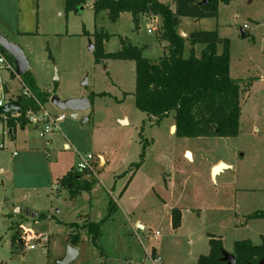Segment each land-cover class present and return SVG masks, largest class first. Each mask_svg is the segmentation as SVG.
I'll return each mask as SVG.
<instances>
[{"label":"rangeland","instance_id":"374dc122","mask_svg":"<svg viewBox=\"0 0 264 264\" xmlns=\"http://www.w3.org/2000/svg\"><path fill=\"white\" fill-rule=\"evenodd\" d=\"M94 1L75 12L66 10V0H0V35L23 49L37 85L62 99L106 93L93 96L76 117L47 102L52 114L66 115L47 135L50 142L40 127L17 125L11 133L0 120L6 131L0 132V264H58L69 244L68 224H85L80 214L104 220L102 235L95 244L82 229L79 255L70 264H197L210 251L211 237L231 253L237 240L264 243V218L249 217L264 210V0L220 2L217 16L181 18L186 36L217 30L228 38L230 76L252 80L241 96L238 135L208 137H179L170 132L174 113L156 121L137 108L134 60L95 59L96 30L111 34L106 52L119 50L123 38L157 59L167 48L159 39L162 18L141 16L138 27L129 12L117 21L106 11L96 18ZM160 1L174 7V0ZM203 47L197 44L196 52ZM0 79L6 104L22 82L5 66ZM89 153L98 178L90 190L71 196L60 179ZM100 155L107 163L99 171ZM219 159L231 167L213 179L211 165ZM111 203L117 209L108 216ZM175 208L178 228L172 225Z\"/></svg>","mask_w":264,"mask_h":264},{"label":"trees","instance_id":"16d2710c","mask_svg":"<svg viewBox=\"0 0 264 264\" xmlns=\"http://www.w3.org/2000/svg\"><path fill=\"white\" fill-rule=\"evenodd\" d=\"M230 1L232 0H210L202 4L201 0H174L172 7L160 0H95L93 9L96 18L106 11L111 21H117L122 13L129 12L138 27L141 16L161 17L163 27L159 39L167 43L166 52L157 59L144 56L142 47L123 38L119 50L106 52L104 44L111 34L96 30L93 34L95 59L134 60V96L137 108L145 112L150 120L156 121L174 113L177 136H236L240 127L241 96L244 91L249 90L252 80L244 82L230 76V40L221 37L217 30H194L186 37L179 32L182 17H214L218 15L219 3ZM84 4L85 0H66L65 8L67 11L77 12ZM85 33L89 34L86 30ZM187 41L188 55L185 51ZM197 44L204 45L199 54L195 50ZM1 49L6 52L2 47ZM21 78L36 94L38 101L20 94L17 97L21 104V113L18 116L0 112V120L8 124L10 132L17 125H26V112L30 109L38 110L40 103L46 104L51 97L49 91L37 85L30 70ZM93 96H90L91 101ZM147 143L148 141L143 145L140 161L134 164L135 170L143 162ZM83 175L82 171H69L60 179V183L69 188L71 196H76L82 190H90L96 182V179ZM115 210L116 205L111 203L108 216ZM249 217L264 218V210L256 211ZM103 222L104 220L95 222L88 219H85L84 225H80L79 221L70 222L69 243L78 246L81 241L80 231L86 228L92 242L97 244L102 235ZM180 223L181 213L174 209L172 225L178 228ZM210 245L209 254L201 255L197 264H225L220 259L224 249L222 239L211 237ZM232 253L236 256V264H255L264 255V243L255 244L250 239L237 240Z\"/></svg>","mask_w":264,"mask_h":264},{"label":"water","instance_id":"95a60500","mask_svg":"<svg viewBox=\"0 0 264 264\" xmlns=\"http://www.w3.org/2000/svg\"><path fill=\"white\" fill-rule=\"evenodd\" d=\"M210 0H201L202 4L208 3ZM83 8V6L81 7ZM180 35L186 37L187 33H185L182 29L179 30ZM244 35V34H243ZM0 47H2L7 53H9L15 64L16 74L18 76H22L27 71L30 70V64L27 60L25 52L23 49L17 45L16 43L12 42L11 40L7 39L6 37L0 35ZM93 49V45L91 46ZM50 102L59 109L62 110H70L71 115L73 117L77 116V113L81 110L85 111L90 108L89 100L86 97H72L68 99L60 98L56 93L50 97ZM0 112L3 113H12V112H21V104L19 101H9L8 103L0 106ZM84 119L83 122H85ZM176 129V126H174ZM230 166L222 161L217 163L212 169V177L213 179L216 175L222 171L224 168H229ZM37 216V213H34ZM22 243V239L20 240ZM79 255V247L69 243L66 247L64 256L60 258L57 263L58 264H70L76 257ZM225 264H236V256L226 251L225 249L222 250V256L220 258ZM255 264H264V255L260 258V260Z\"/></svg>","mask_w":264,"mask_h":264},{"label":"built area","instance_id":"2783aa9c","mask_svg":"<svg viewBox=\"0 0 264 264\" xmlns=\"http://www.w3.org/2000/svg\"><path fill=\"white\" fill-rule=\"evenodd\" d=\"M151 31V30H150ZM7 67L11 70L13 74H16V68L14 61L11 60V58L8 56L6 52H4L0 47V67ZM17 75V74H16ZM21 78L20 76H18ZM22 82V91L21 94L23 96L32 98L36 101H38V98L36 94L32 91V89L23 81ZM2 80L0 79V85L2 84ZM4 105V101L0 100V106ZM15 114L14 116H18L20 113L18 112H12ZM27 121L30 125L33 127H40L39 133L42 137H45L48 142L50 140L47 138V135L51 132H53L55 129H60L59 123L65 120L66 115H54L50 111L46 109V106L42 103H40V108L38 110H28L26 112ZM6 123V122H5ZM0 132L5 134V128L0 127ZM16 154V152H14ZM95 157L91 153L87 154L86 156H81L80 160L78 162L77 168L79 171L84 172L89 178H98L97 170L95 167ZM159 236V233H155L153 238H157ZM30 248H33V245L30 246ZM159 258H154V262H158Z\"/></svg>","mask_w":264,"mask_h":264},{"label":"crops","instance_id":"0c3cea01","mask_svg":"<svg viewBox=\"0 0 264 264\" xmlns=\"http://www.w3.org/2000/svg\"><path fill=\"white\" fill-rule=\"evenodd\" d=\"M121 16V15H120ZM120 18V17H119ZM181 25V24H180ZM193 31V30H192ZM1 33V32H0ZM188 33H190V32H188ZM162 43V46H164V48H165V46L167 47V43H165L164 41L163 42H161ZM165 51L167 50L166 48L164 49ZM197 53V52H196ZM164 54V53H163ZM162 55V54H161ZM160 55V56H161ZM21 77V76H20ZM20 79V81H21V78H19ZM57 91V90H56ZM21 94V92L17 95V97L19 96ZM17 97L14 99V100H17ZM88 99V98H87ZM14 100H11V101H14ZM89 100V103H90V106H91V100L90 99H88ZM18 101V100H17ZM49 101H50V99H49ZM93 101V100H92ZM45 106H46V104H44ZM88 110V109H87ZM66 119V118H65ZM86 119V121H89L87 118H85ZM85 121V122H86ZM120 121H126L127 122V120H126V118L125 119H120ZM174 123H175V120L173 121ZM171 123L170 124V132H172L173 130H172V127H174L175 126V124L174 123ZM29 123H27V125H28ZM30 125V124H29ZM32 126V125H31ZM176 130V129H175ZM12 133V132H11ZM175 133V132H174ZM50 141H51V139H50ZM66 146H67V144H66ZM187 152H190L191 154H192V158L190 159V160H192L193 159V153H192V151L190 150V149H188V148H186L185 149V151H184V154L185 155H187ZM14 154V153H13ZM17 154V153H16ZM16 154H14V155H16ZM189 159V158H188ZM96 161L98 162V170L100 171V167H103V166H105L106 165V163H107V160L105 159V157L103 156V155H100L99 157H98V159H96ZM220 161H222V162H224L223 160H221V159H219V160H217L216 162H214L212 165H211V167H212V169H213V167L217 164V163H219ZM224 163H226V162H224ZM226 164H228L230 167H231V164H229V163H226ZM229 167V168H230ZM224 169H226V168H224ZM223 169V170H224ZM223 170L222 171H220L217 175H216V177L221 173V172H223ZM75 171H78V170H76L75 169ZM135 171V170H134ZM82 173H84V172H82ZM133 174L131 175V177H130V179L128 180V182H130L131 181V179L133 178ZM83 177H87V178H89L85 173H84V175H83ZM216 177L214 178V179H216ZM94 179H96V178H94ZM97 180V179H96ZM128 184V183H127ZM127 186V185H126ZM126 186H125V188H126ZM116 209H117V207H116ZM175 209H178V208H175ZM179 210V209H178ZM38 215V214H37ZM81 216H85L84 217V220L85 219H88V220H90V218H89V215L88 214H80ZM79 215V218L81 217ZM35 216V215H34ZM92 221V220H91ZM96 222V221H95ZM138 224H140L139 222H138ZM77 247H79V245L77 246ZM210 252V251H209ZM209 252H208V254H209ZM153 256L154 255H156V250H154L153 251V254H152ZM201 255H207V254H201ZM157 258V257H156Z\"/></svg>","mask_w":264,"mask_h":264},{"label":"bare ground","instance_id":"6f19581e","mask_svg":"<svg viewBox=\"0 0 264 264\" xmlns=\"http://www.w3.org/2000/svg\"><path fill=\"white\" fill-rule=\"evenodd\" d=\"M172 130L175 131V127H172ZM187 156L192 158V154L190 152H187Z\"/></svg>","mask_w":264,"mask_h":264}]
</instances>
